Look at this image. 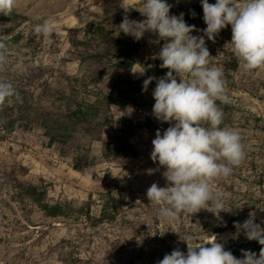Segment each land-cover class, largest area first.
<instances>
[{
  "label": "rangeland",
  "instance_id": "1",
  "mask_svg": "<svg viewBox=\"0 0 264 264\" xmlns=\"http://www.w3.org/2000/svg\"><path fill=\"white\" fill-rule=\"evenodd\" d=\"M167 2L172 5L170 15L182 16L194 25L192 35H203L206 24L200 0ZM125 3L139 7L142 0ZM12 13L23 19L12 23L0 19V41L7 46L0 78L13 82L20 100L12 98L0 106L7 118H16L13 130L0 137V264H61L59 252L89 264H157L174 249L187 252L179 234L191 236L189 244L212 240L214 234L222 243L233 235L231 218H242L241 224L250 214L256 223L264 219V70L245 72L239 67L227 44L230 25L215 42L205 37L212 65L224 70L232 101L221 105L224 124L240 133L246 149L245 159L229 177L213 181V189L230 211L217 216L202 209L161 222L157 205L150 203L146 192L154 182L166 185L165 169L153 162L151 151L156 131L163 133L170 125L141 128L129 138L134 153H117L121 119L132 114L130 109L104 106L93 123L65 124L72 106L69 94L75 86L71 78L103 70L94 64L80 66L71 53L75 30L108 20L117 31L125 16L121 0H18ZM127 15L132 20L144 19L135 9ZM43 20L53 29L49 37L34 32V25ZM142 39L141 54L153 64L162 40L156 43L158 38L152 33ZM112 74L139 81L142 87L147 79L138 65ZM109 84L110 75L89 83L90 99H95V89L105 94ZM96 122L102 126H94ZM60 123L64 125L58 129ZM54 134L59 138L50 141ZM17 182L41 185L49 203L83 207L88 216H70L62 222L43 217L28 200L15 195ZM105 203L115 209L112 221L97 219ZM208 232H213L211 238Z\"/></svg>",
  "mask_w": 264,
  "mask_h": 264
},
{
  "label": "clouds",
  "instance_id": "2",
  "mask_svg": "<svg viewBox=\"0 0 264 264\" xmlns=\"http://www.w3.org/2000/svg\"><path fill=\"white\" fill-rule=\"evenodd\" d=\"M18 0H0V15L10 16ZM203 35H192L194 25H188L182 16L170 15L172 5L167 0H142L132 7L121 0L125 12L118 25L119 32L139 41L145 33H152L164 41L154 57L162 61L160 67L167 73L160 78L148 77L143 91L156 79L153 90L155 101L152 113L161 123L170 126L161 133L156 131L152 140L151 159L164 168V187L152 183L146 195L157 205L156 216L161 221H175L181 214L193 215L202 209L216 214L230 211L213 181L229 177L246 156L242 136L224 124L221 105L230 104L227 82L222 67L212 65V56L205 37L215 42L220 31L231 26L230 45L233 57L245 72L264 70V0H201ZM138 10L143 20L129 19L127 13ZM194 15V13H193ZM53 29L48 20L34 25V32L49 37ZM7 46L0 42V69L7 63ZM143 73V72H141ZM20 95L10 80L0 78V106ZM219 102V103H218ZM237 229L262 247L259 255L241 250L237 258L226 250L217 236L209 241L189 244L191 236L180 240L187 244V252L174 249L157 264H264V227L255 222L254 214Z\"/></svg>",
  "mask_w": 264,
  "mask_h": 264
},
{
  "label": "trees",
  "instance_id": "3",
  "mask_svg": "<svg viewBox=\"0 0 264 264\" xmlns=\"http://www.w3.org/2000/svg\"><path fill=\"white\" fill-rule=\"evenodd\" d=\"M172 8L170 10V14ZM119 18V17H118ZM0 19L12 23L14 21L22 20L23 18L17 14L11 13L10 16L1 15ZM114 23L104 20L101 23H88L83 27L75 30L76 35L71 41V53L75 56L80 66L85 64H94L101 66L103 70L97 72H90L88 75H81L79 78H71L72 84H75L74 89L71 90L69 96L71 99V108L65 115L66 125L71 124H90L94 122L99 115V111L104 106L116 105L130 109L132 114H124L121 119L120 129L118 130L119 136L117 153H134L132 145L129 143V138L141 128L165 129L168 123H161L158 121L153 113L152 108L155 103L153 99V90L156 85V79L148 85L147 91H143V87L139 81L131 80L129 78L114 75L112 73L124 71L134 65H138L146 74V77L160 78L167 73V69H162L160 64L162 61L155 59L153 64L149 63V58H143L141 48L144 43L143 39L135 40L131 36H126L119 29L115 31L112 27ZM2 42V41H0ZM164 41L161 42V47ZM110 75V84L105 94L102 89H95L93 91L94 100L90 99L88 90L89 83H95L98 79ZM86 93L84 96L80 95ZM219 103V102H218ZM16 124V118H7L3 109L0 110V137L13 130ZM47 124H44L46 127ZM64 124L57 125L58 129ZM95 125H101L96 122ZM54 128V129H57ZM48 134V128H46ZM62 135V134H60ZM59 138V134H54L49 137L50 141ZM107 153V152H105ZM79 166L74 165V169ZM15 195L20 199L25 198L33 209L38 211L43 217L49 218L54 222H62L68 217L75 218L82 215H87L83 207L74 208L69 204L63 203H49L46 200L45 187L37 184L16 183ZM264 211V205H262ZM115 209L109 207L105 203L101 210L100 216L97 218L99 221H112L115 216ZM242 218L238 216L231 218L230 227L233 234L236 233L234 224L241 222ZM264 227V219L257 222ZM213 232H208V238L212 237ZM217 233V232H216ZM226 250L232 252L237 258H242L241 250H251L259 255L261 245L255 240H248L243 233L238 238L229 237L222 242ZM58 258L61 264H89L82 260V258L74 256L71 253L59 252Z\"/></svg>",
  "mask_w": 264,
  "mask_h": 264
},
{
  "label": "bare ground",
  "instance_id": "4",
  "mask_svg": "<svg viewBox=\"0 0 264 264\" xmlns=\"http://www.w3.org/2000/svg\"><path fill=\"white\" fill-rule=\"evenodd\" d=\"M212 1V4H214L216 1H213V0H211Z\"/></svg>",
  "mask_w": 264,
  "mask_h": 264
},
{
  "label": "water",
  "instance_id": "5",
  "mask_svg": "<svg viewBox=\"0 0 264 264\" xmlns=\"http://www.w3.org/2000/svg\"><path fill=\"white\" fill-rule=\"evenodd\" d=\"M201 1V0H200ZM209 3H211L212 4V1L211 0H209Z\"/></svg>",
  "mask_w": 264,
  "mask_h": 264
}]
</instances>
